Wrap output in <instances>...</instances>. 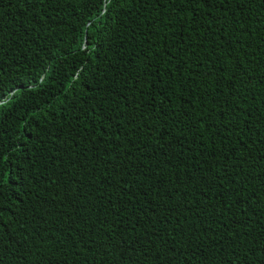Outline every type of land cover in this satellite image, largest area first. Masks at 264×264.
<instances>
[{"label":"trees","instance_id":"trees-1","mask_svg":"<svg viewBox=\"0 0 264 264\" xmlns=\"http://www.w3.org/2000/svg\"><path fill=\"white\" fill-rule=\"evenodd\" d=\"M0 264H264V0H0Z\"/></svg>","mask_w":264,"mask_h":264}]
</instances>
